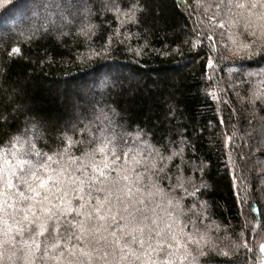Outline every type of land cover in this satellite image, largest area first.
Listing matches in <instances>:
<instances>
[{
  "label": "trees",
  "instance_id": "1",
  "mask_svg": "<svg viewBox=\"0 0 264 264\" xmlns=\"http://www.w3.org/2000/svg\"><path fill=\"white\" fill-rule=\"evenodd\" d=\"M82 2L77 13L72 4H44L51 18L60 7L63 20L21 31L20 26L13 25V18L27 17L30 5L37 0H0V171L8 175L7 170L12 168L21 175L29 165L17 167L18 160L47 163L48 170H40L44 176L56 174L58 160L74 169L80 161L73 163L69 157H80L95 146L89 141H103L111 147L113 142L122 145L127 140L133 149L129 153L131 165L132 157L145 160L156 151L167 155L168 141L178 139L180 129L196 150L193 153L186 148L184 158L193 164L201 159L207 163L204 178L210 185L200 197L207 201V212L196 220L195 227L188 224L184 232L199 240V247L210 249L209 260L260 264L263 253L259 244L264 242V58L259 53L249 57L243 50L232 51L254 38L247 35L242 21L229 22L227 10L217 8L221 0H153L149 7H154L158 15L150 12L141 26H122L117 13L109 10L113 0ZM116 2L123 9L131 0ZM193 29L200 30L199 40ZM208 35L216 41V52L209 51ZM125 36L128 39L121 44ZM110 37L114 39L106 56L91 54L107 47ZM186 40L189 43H184ZM192 42H196V48L190 46ZM146 43L148 49L142 56L129 50V46L138 49ZM13 47L21 51L10 57ZM177 48L179 52L158 54ZM209 55L217 60L214 69L205 68ZM207 91H215L220 99L213 100ZM170 107L175 109L174 117L169 114ZM221 119L223 124L219 123ZM140 129L147 133L143 144L134 142ZM233 129L236 136L230 145L225 134L231 135ZM36 152L41 155L36 156ZM177 160L165 165V171L171 169L168 175L173 177V185L177 180L172 164ZM233 169L241 177L235 186ZM193 175L198 179L200 174L185 165L183 176ZM14 183L19 181L14 179ZM157 183L167 190L170 181L161 179ZM241 186L247 188L243 203L238 198L244 195ZM169 199L170 192L154 198L156 214L162 220H169V212L181 220L186 219L185 214L192 215L188 212L191 199L184 198L183 213L169 205ZM172 222L173 230L178 231ZM7 223L13 225L14 221L8 218ZM26 225L23 222L13 227L10 236L15 248L12 244L0 248L4 253L0 264H10L9 254L29 238L28 231L23 235L17 231ZM241 233L248 248L233 253L231 244L239 242ZM45 238H38V261ZM4 239L0 233V241ZM181 240L185 242V237ZM167 242L160 246L166 248ZM72 244L83 247L75 240ZM212 245L231 255L216 256ZM182 252L180 249L173 257L175 264H189L190 257L181 261ZM153 255L163 258V253ZM16 264L23 261L17 259ZM45 264L55 261L49 259ZM96 264L102 262L97 258Z\"/></svg>",
  "mask_w": 264,
  "mask_h": 264
},
{
  "label": "snow or ice",
  "instance_id": "2",
  "mask_svg": "<svg viewBox=\"0 0 264 264\" xmlns=\"http://www.w3.org/2000/svg\"><path fill=\"white\" fill-rule=\"evenodd\" d=\"M152 3L153 0H131L121 9L116 0H113L109 10L117 13V19L122 26L127 23L141 26L145 24L150 12L156 13L154 7H149ZM217 8L227 10L230 15L229 22L242 21L247 35L254 38L232 51L243 50L249 57L259 53L264 58V0H221ZM220 27L223 28L224 24L221 23ZM193 31L199 40L200 30ZM205 38L210 41L209 51L216 52V41L213 37L208 35ZM113 39L114 37H110L107 47L102 46L99 51H93L91 54L106 56ZM127 39L125 36L119 42L125 44ZM190 46L196 48L197 44L192 42ZM147 49V43L138 49L129 46L135 56H142ZM20 51L19 48L13 47L9 56H18ZM168 51L179 52L180 49L160 50L158 54L167 55ZM220 59H223V56ZM216 63V58L209 55L205 68L214 69ZM208 79L211 80L212 77L209 76ZM206 95L213 100L220 99L215 91H207ZM169 114L174 117L175 109L170 107ZM219 123L223 124V119ZM177 135L178 139L168 141L167 155L156 151L145 160L132 157L131 165L129 153L133 149L127 140H124L122 145L113 142L111 147L103 141L99 144L89 141L95 146L83 152L80 157H69L73 163L75 160L80 161L74 169L63 160H58L60 167L55 170L56 174L44 176L40 174V170L47 171V163L32 164L30 161L18 160L17 167L29 165L21 175L17 176L12 168L7 170L8 175L0 171V212L3 213V216H0V224H3L0 233L5 238L0 241V248H3L4 244H12L15 248L16 242L10 236L14 226L27 222L25 227L17 228V231L21 235L25 231L30 233L28 239L19 242L23 246L9 254L10 264H16L17 259L22 260L23 264H45L49 259L55 261V264H96L97 258L102 264H175L173 257L180 249H183L180 254L181 261L190 257L189 264H222L221 261L207 259L210 249L199 247V240L184 232L188 224L195 227L196 220L207 212V201L200 200V197L209 190L210 185L204 178L207 163L202 159L198 164L186 160L185 149L195 153V146L180 129H177ZM235 136L236 130L233 129L231 135L225 134L226 142L234 144ZM146 138L147 133L140 129L134 142L143 144ZM35 155L40 156L41 153L36 152ZM231 159L229 155V161ZM48 160H52V157L49 156ZM173 160H177L172 164L177 180L175 185L171 183L173 177L168 175L171 169L165 171V165ZM185 165L193 173H199V178L195 175L184 177ZM14 179L18 180L19 184L14 183ZM161 179L170 181L167 190L157 183ZM238 179L241 177H238L233 169L234 186ZM21 186H24L25 190H21ZM239 190L244 193L238 197L243 203L247 198V188L241 186ZM166 192L171 193L168 204L181 213L184 212V198L191 199L188 212L192 215L185 214L186 219L181 220L169 212L168 221L157 216L158 204H154V198L157 194ZM9 208L12 209L11 212L7 211ZM18 216L20 219H17ZM8 218L14 221L13 225L7 223ZM173 220L178 231L173 230ZM41 236L46 238L43 242V255L38 261L36 253L41 251V242L38 239ZM181 236L185 237V242H182ZM73 240L82 242L83 247L72 244ZM238 241L231 244L233 253L241 247L248 248L243 233ZM165 242L166 248L161 247ZM133 244L138 245V248H133ZM193 244L196 246L190 247ZM260 247L264 251V242L260 243ZM211 249L215 250L218 257L228 258L231 255L216 245H212ZM154 253H163V258L154 257ZM3 255L0 251V258ZM229 264L234 262L229 261Z\"/></svg>",
  "mask_w": 264,
  "mask_h": 264
},
{
  "label": "rangeland",
  "instance_id": "3",
  "mask_svg": "<svg viewBox=\"0 0 264 264\" xmlns=\"http://www.w3.org/2000/svg\"><path fill=\"white\" fill-rule=\"evenodd\" d=\"M60 1L62 2V4L63 3L69 4V5L72 4L71 6H73L75 8L76 13L79 12L78 4H79L80 0L79 1H72L71 0V2H69V1L67 2L66 0H37V3L34 6L30 5V8H29V10L27 12V14H28L27 17H24L23 19H20L19 17L13 18V19H15L13 23H16V24H13V25H15L16 27L20 26L19 29L21 31L22 30L26 31L29 28H33V27L35 28L36 26L38 27V26L42 25V27H45L44 26V22H48L50 24H54L55 23L54 19L57 20V21H62L63 18H61V9H60V7H58L55 10V18H51L49 13L46 12L43 9L45 7L44 4L56 3L55 5H57V4H59ZM85 3H86L85 0H83L82 5L85 4ZM25 23H26V25L23 26L22 24H25ZM102 81L103 80L101 79L99 86L101 85ZM259 252H261V247H259ZM262 253H263V256L261 257V263L260 264H264V251H262Z\"/></svg>",
  "mask_w": 264,
  "mask_h": 264
}]
</instances>
